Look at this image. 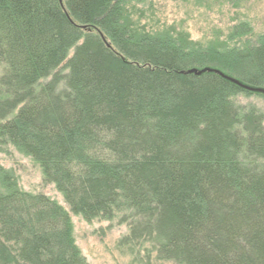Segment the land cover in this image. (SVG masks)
Wrapping results in <instances>:
<instances>
[{"label": "trees", "instance_id": "trees-1", "mask_svg": "<svg viewBox=\"0 0 264 264\" xmlns=\"http://www.w3.org/2000/svg\"><path fill=\"white\" fill-rule=\"evenodd\" d=\"M141 2L0 0V146L126 223L137 263L264 264V114L234 100L264 96V34L198 46L130 20ZM1 180L0 264H88L68 211Z\"/></svg>", "mask_w": 264, "mask_h": 264}, {"label": "rangeland", "instance_id": "rangeland-1", "mask_svg": "<svg viewBox=\"0 0 264 264\" xmlns=\"http://www.w3.org/2000/svg\"><path fill=\"white\" fill-rule=\"evenodd\" d=\"M125 11L135 23L147 28L157 25L174 28L188 35V41L203 47L240 45L231 35L237 26L244 24L251 33H241L242 42L252 43L264 34V0H143L128 3ZM234 100L241 107H256L264 114V96L239 95ZM2 172L11 174L23 191L44 194L69 212L74 239L88 264H140L134 261L130 248L119 246L129 232L126 223L119 218L88 222L73 214L56 186L44 180L40 165L9 144L0 146V194L6 192Z\"/></svg>", "mask_w": 264, "mask_h": 264}, {"label": "water", "instance_id": "water-1", "mask_svg": "<svg viewBox=\"0 0 264 264\" xmlns=\"http://www.w3.org/2000/svg\"><path fill=\"white\" fill-rule=\"evenodd\" d=\"M60 1L62 2L63 0H60ZM207 71H216V72H219L220 73V71L214 70V69H211V68H204L202 70L193 69V70H190L189 72L190 73H195V74H202L203 72H207ZM233 81H235V80H233ZM235 82H237V81H235ZM245 87L248 88V89H250V90H252V91H257V92L264 93V89L263 88H257V89H255V88H251V87H247V86H245Z\"/></svg>", "mask_w": 264, "mask_h": 264}]
</instances>
